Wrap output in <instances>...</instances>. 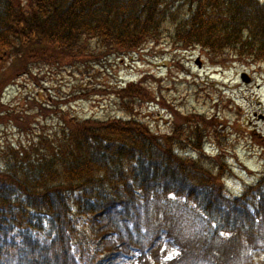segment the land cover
Listing matches in <instances>:
<instances>
[{
  "label": "trees",
  "instance_id": "obj_1",
  "mask_svg": "<svg viewBox=\"0 0 264 264\" xmlns=\"http://www.w3.org/2000/svg\"><path fill=\"white\" fill-rule=\"evenodd\" d=\"M148 44L197 49L211 65H264V1L0 0V128L28 132L46 116L41 103L39 114L2 103L31 67L87 66ZM147 78L111 89L120 110L163 102ZM52 112L61 123L51 139L0 146V264H95L98 252L74 245L75 219L100 254L140 264H264L253 255L264 252V173L229 195L226 163L204 153L206 117L175 112L161 134L132 117ZM165 243L176 256L161 252Z\"/></svg>",
  "mask_w": 264,
  "mask_h": 264
},
{
  "label": "rangeland",
  "instance_id": "obj_2",
  "mask_svg": "<svg viewBox=\"0 0 264 264\" xmlns=\"http://www.w3.org/2000/svg\"><path fill=\"white\" fill-rule=\"evenodd\" d=\"M142 51L122 61L110 57L87 66L78 63L73 68L38 65L31 67L32 77L18 75L5 89L2 103L15 113L28 114H39L35 105L41 103L46 116L36 117L28 132L12 125L0 128V146L28 147L37 144L39 136L51 139L61 123L58 113L52 111H62L79 120L132 117L161 134L169 132L175 112L185 117L204 116L214 125L212 130L204 128L208 135L205 155L214 163H226L224 187L229 195L239 196L264 173V65L234 62L226 69H214L197 49L179 53L169 46L148 44ZM197 60L201 61V69L195 64ZM243 73L251 77L249 85L242 82ZM146 76V85L163 102L135 106L133 114L120 110L111 89ZM107 90L110 92H101ZM75 222V243L99 253L102 245L84 229L86 220ZM171 250L167 243L163 244L162 251ZM169 255L174 256L173 252ZM253 255L255 260L264 259V252ZM96 264L140 262L135 258L126 260L120 252L113 251L99 255Z\"/></svg>",
  "mask_w": 264,
  "mask_h": 264
},
{
  "label": "water",
  "instance_id": "obj_3",
  "mask_svg": "<svg viewBox=\"0 0 264 264\" xmlns=\"http://www.w3.org/2000/svg\"><path fill=\"white\" fill-rule=\"evenodd\" d=\"M198 64V63H197ZM199 65V64H198ZM200 66V65H199ZM245 82H248L247 80Z\"/></svg>",
  "mask_w": 264,
  "mask_h": 264
}]
</instances>
